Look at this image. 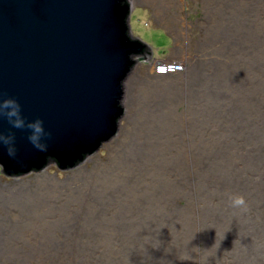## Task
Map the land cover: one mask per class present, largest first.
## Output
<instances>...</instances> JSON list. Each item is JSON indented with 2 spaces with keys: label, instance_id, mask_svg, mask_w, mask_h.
Masks as SVG:
<instances>
[{
  "label": "rangeland",
  "instance_id": "rangeland-1",
  "mask_svg": "<svg viewBox=\"0 0 264 264\" xmlns=\"http://www.w3.org/2000/svg\"><path fill=\"white\" fill-rule=\"evenodd\" d=\"M129 25L131 34L151 47L152 55L138 58L124 81L117 133L70 169L51 162L40 171L11 176L0 165V203L20 197L12 194L15 184L18 190L34 193L42 178L56 183L69 203L102 190L90 205L68 204L62 254L59 258L49 244L54 256L46 264H116L115 255L122 260L126 250L135 255H125L123 264H264V128L258 125L264 118V0H131ZM154 59L181 60L187 72L154 75ZM95 163L107 170L71 178L81 167L89 172ZM254 177L257 182L252 183ZM230 193L243 194L247 208H233ZM87 213L91 226L82 224ZM1 214L5 215L3 206ZM245 230L255 235L246 246L248 252L241 245L250 238Z\"/></svg>",
  "mask_w": 264,
  "mask_h": 264
},
{
  "label": "water",
  "instance_id": "water-1",
  "mask_svg": "<svg viewBox=\"0 0 264 264\" xmlns=\"http://www.w3.org/2000/svg\"><path fill=\"white\" fill-rule=\"evenodd\" d=\"M130 13L131 0L127 18L120 0H0V99L15 97L51 132L41 151L0 108V133L14 135L17 147L13 157L0 145L2 171L26 174L47 156L71 166L117 133L132 55H152L130 39Z\"/></svg>",
  "mask_w": 264,
  "mask_h": 264
},
{
  "label": "bare ground",
  "instance_id": "bare-ground-1",
  "mask_svg": "<svg viewBox=\"0 0 264 264\" xmlns=\"http://www.w3.org/2000/svg\"><path fill=\"white\" fill-rule=\"evenodd\" d=\"M255 12V11H254ZM235 32V31H234ZM233 32V33H234ZM259 32V31H258ZM264 44V43H263ZM259 50V49H258ZM254 57V56H253ZM260 58V57H259ZM258 58V59H259ZM253 59V58H252ZM258 61V60H257ZM260 61V60H259ZM264 61V59H263ZM198 63V62H197ZM192 68L193 71H195V67L192 66L190 67ZM261 68V66H260ZM191 71V70H190ZM192 71V72H193ZM259 72V71H258ZM262 73V72H261ZM258 76V75H257ZM264 76V75H263ZM260 79V78H259ZM258 79V80H259ZM240 80V79H239ZM257 80V81H258ZM263 81V79H262ZM259 82V81H258ZM249 83V80H248ZM255 85V84H254ZM218 86V85H217ZM248 86V85H247ZM256 86V85H255ZM264 87V86H262ZM240 89V88H239ZM263 93V98L264 99V90H261ZM217 92V91H216ZM244 92V91H243ZM257 92V91H256ZM218 93V92H217ZM240 93V92H239ZM254 93V92H253ZM213 94V93H212ZM238 95V94H237ZM257 95V94H256ZM233 97V96H231ZM236 98V97H235ZM260 98V97H259ZM217 100V99H216ZM261 100V99H260ZM259 101V100H258ZM227 102V101H226ZM257 104V103H256ZM248 106V105H247ZM241 108V107H240ZM247 108V107H246ZM221 109V108H220ZM235 110V109H234ZM237 110V109H236ZM235 110V111H236ZM238 111V110H237ZM246 111V110H245ZM252 111V110H251ZM241 113V112H240ZM251 113V112H250ZM253 113V112H252ZM232 114V113H231ZM248 115V114H247ZM239 116V115H238ZM256 116V115H255ZM247 117V116H246ZM262 117H264V115H262ZM261 117V118H262ZM244 118V117H243ZM235 119V118H234ZM239 119V118H238ZM251 120V119H250ZM237 121V120H236ZM240 121V120H239ZM245 121V120H244ZM256 121V120H255ZM259 122V121H258ZM257 122V123H258ZM222 124V123H221ZM231 125V124H230ZM260 126H263L264 128V118L262 120L261 124H258ZM258 125L256 124V127L258 128ZM203 127V126H202ZM205 127V126H204ZM225 127V126H224ZM197 130V129H196ZM201 130V129H200ZM239 131V129H237ZM245 130V129H244ZM194 131V130H192ZM207 131V130H206ZM198 132V131H197ZM239 134V133H238ZM247 134V133H246ZM243 135V134H242ZM248 135V134H247ZM217 136V135H216ZM251 136V135H250ZM246 137V136H245ZM200 138V137H199ZM229 138V137H228ZM244 138V137H243ZM209 139V138H208ZM223 139V138H222ZM250 139V138H249ZM228 140V139H227ZM252 140V139H251ZM256 141V140H255ZM258 143H261L258 142ZM251 145V144H250ZM259 146V145H257ZM262 146V144H261ZM254 147V146H253ZM238 149V148H237ZM229 150V149H228ZM181 152V151H180ZM264 152V151H263ZM113 153V152H112ZM169 157V156H168ZM117 158V157H116ZM115 158V160H117ZM181 158V157H180ZM114 165H118V162H116V164ZM178 165V164H177ZM181 165H185L184 160L183 162H181ZM154 166V165H153ZM168 166V165H167ZM218 166V165H217ZM233 166V165H232ZM238 166V165H237ZM182 167V168H183ZM228 167V166H227ZM116 168L115 167V172H116ZM162 168V167H161ZM180 168V167H179ZM153 169V168H152ZM158 169V168H157ZM174 169V168H173ZM107 168H105L104 166H102L101 164H96L94 165V167L89 171L86 172L85 169H83V167H81L78 171L73 172V175L71 178H83L86 177L88 174L90 175H98L100 173H103L104 171H106ZM134 170V169H133ZM183 170L185 171L186 168H183ZM131 171V170H130ZM158 171V170H157ZM166 171V170H165ZM175 171V170H174ZM177 171V170H176ZM241 171V170H240ZM180 172V171H179ZM110 173V172H109ZM177 173V172H176ZM239 173V172H238ZM247 173V172H246ZM111 174V173H110ZM171 174V172H170ZM208 174V173H207ZM230 174V173H229ZM148 175V174H147ZM211 175V174H210ZM237 175V174H236ZM245 175V174H244ZM41 177V176H40ZM119 177V175H118ZM156 177V176H155ZM175 177V176H174ZM241 177V176H240ZM92 180H94V176L90 177ZM154 178V177H152ZM122 178L119 179V181H121ZM158 179V178H157ZM170 179V178H169ZM173 179V178H171ZM170 179V180H171ZM86 180V179H85ZM153 180V179H152ZM168 180V179H167ZM176 180V179H175ZM253 182H257V179H252ZM52 181V180H51ZM48 178H42L40 179V184L37 186L34 193L30 192L29 190H24L23 188L21 190H18L19 186H17L16 184L14 185V187H11L13 190L16 189L15 192H13L12 194H17L19 193L20 197H10L8 199H5L3 202H6L7 204L0 203V206L4 207V214L5 215H0V217L2 216L3 219L0 218V264H7V262H15L16 260H18L17 264H34V261L39 262L40 264H46L49 260V257L52 255L54 256V254L50 251L49 248V244H53V248L56 252V255L60 258L61 254H62V243H63V239H64V235L67 233V227L64 224L66 218V207L68 206V204L72 205L73 202L75 203H79V206H83V204H92L93 202L91 201V199L93 201H95V198H99L101 197L100 194H102V190H100L99 192H92V197L89 198H80L78 200V198H73L72 203H69L68 200L63 201V196L60 193V190L57 186L56 183L51 182ZM155 181V180H154ZM153 182V181H152ZM170 182V181H169ZM186 182V181H185ZM187 182H189V180H187ZM59 183V182H58ZM86 185H89L88 182H85ZM116 183V182H115ZM120 183V182H119ZM150 183V182H149ZM155 183V182H154ZM158 183V181H157ZM166 183V182H165ZM172 183V182H171ZM179 183V182H178ZM142 184V183H141ZM170 184V183H169ZM183 184V183H182ZM188 184V183H187ZM241 184V183H240ZM26 185V184H25ZM96 185V183L94 184V186ZM117 185V184H115ZM162 185V184H161ZM108 187H115L113 186V184H107ZM150 186V185H147ZM156 186V185H155ZM154 186V187H155ZM164 186V185H162ZM171 186V185H170ZM174 186V185H173ZM217 186V185H216ZM28 187V186H27ZM102 187V186H101ZM134 187V186H133ZM140 187V186H139ZM153 187V186H152ZM151 187V188H152ZM159 187V186H158ZM94 188V187H93ZM103 188V187H102ZM127 188V186L125 187ZM170 188V187H169ZM175 188V187H174ZM132 189V188H131ZM153 189V188H152ZM151 189V190H152ZM179 189V188H177ZM32 190V189H31ZM223 190V189H222ZM242 190V189H241ZM162 191V190H161ZM175 191V190H174ZM184 194H186L188 191L186 189H183ZM4 192V191H3ZM151 192V191H150ZM165 192V191H164ZM181 192V191H180ZM210 192V191H209ZM234 192V191H233ZM192 193V192H191ZM10 194V193H9ZM155 194V193H154ZM164 194V193H163ZM12 195V196H13ZM171 195V194H170ZM136 196V195H135ZM165 196V195H164ZM177 196V195H176ZM211 196V195H210ZM221 196V195H219ZM68 197V196H67ZM161 197V196H160ZM172 197V196H171ZM165 198V197H164ZM71 198H69L70 200ZM101 199V198H100ZM136 200V199H135ZM188 200V199H187ZM201 200V199H200ZM85 201H87V203H85ZM170 199L167 201L169 204H171ZM254 201V200H253ZM141 202V201H140ZM139 202V203H140ZM156 202V201H155ZM204 202V201H203ZM228 202V201H226ZM257 202V201H256ZM200 203V202H199ZM214 203V202H213ZM142 204V203H141ZM205 204V202H204ZM226 204V203H225ZM6 205V206H5ZM69 205V206H70ZM74 205V204H73ZM72 205V206H73ZM262 205V204H261ZM260 205V206H261ZM129 206V205H128ZM153 206V204H152ZM155 206V205H154ZM172 206V205H171ZM187 206V205H186ZM17 208L16 211H12L11 208ZM76 207V206H74ZM78 208V207H77ZM166 208V207H165ZM247 208V207H246ZM76 209V208H75ZM174 209V207H173ZM176 209V208H175ZM204 209V208H203ZM202 209V210H203ZM229 209V208H228ZM256 211H258V207L254 208ZM264 209V208H263ZM2 210V209H1ZM142 210V209H141ZM146 210V209H145ZM148 210V209H147ZM157 210V209H156ZM161 210V209H160ZM227 210V209H226ZM253 210V209H252ZM69 211V210H68ZM167 211V210H166ZM169 211V210H168ZM176 211V210H175ZM237 211V210H236ZM241 211V210H240ZM239 211V212H240ZM244 211V210H243ZM140 212V211H139ZM144 212V211H143ZM142 212V213H143ZM158 212V211H157ZM163 212V211H162ZM177 212V211H176ZM72 213V212H71ZM138 213V212H137ZM141 213V212H140ZM161 213V212H160ZM170 213V212H169ZM183 213V212H182ZM218 213V212H216ZM144 214V213H143ZM146 214V213H145ZM173 214V213H172ZM204 214V213H203ZM239 214V213H238ZM90 213H87L86 216L83 218L84 223L82 222V224H86L89 223L90 226L93 225V219L90 216ZM160 215V214H159ZM171 215V214H170ZM184 215V214H183ZM193 215V214H192ZM202 215V212H201ZM210 215V214H209ZM216 215V214H215ZM221 215V214H220ZM227 215V214H225ZM234 215V214H233ZM241 215V214H240ZM245 215V214H244ZM69 216V215H68ZM67 216V217H68ZM147 216V215H145ZM153 216V215H152ZM181 216V215H180ZM179 216V217H180ZM208 216V215H207ZM239 216V215H238ZM150 217V216H149ZM178 217V216H177ZM178 217V218H179ZM259 217V216H258ZM263 217V216H262ZM187 218V217H186ZM204 218V217H203ZM202 218V219H203ZM211 218V217H210ZM234 218V217H233ZM69 219V218H68ZM137 219V218H136ZM147 219V218H146ZM156 219V218H155ZM154 219V220H155ZM215 219V218H214ZM2 220V221H1ZM75 220V219H73ZM72 220V221H73ZM82 220V219H81ZM152 220V219H151ZM150 220V221H151ZM157 220V219H156ZM155 220V221H156ZM188 220V219H187ZM224 220V219H223ZM240 220V219H239ZM257 220V219H256ZM68 221V220H67ZM77 221V220H76ZM136 221V220H135ZM222 221V220H221ZM241 221V220H240ZM69 222V221H68ZM147 222V220H146ZM153 222V220H152ZM204 222V221H203ZM255 222V221H254ZM76 223V222H75ZM151 223V222H150ZM162 223V222H161ZM192 223V222H191ZM229 223V222H228ZM227 223V224H228ZM237 223V222H236ZM67 224V223H66ZM95 224V223H94ZM97 224V223H96ZM233 224V223H232ZM230 224V225H232ZM72 225V224H71ZM88 225V224H87ZM144 225V224H142ZM154 225V222H153ZM166 225V224H165ZM191 225V224H190ZM209 225V224H208ZM11 227V230L8 232H5L3 229L5 227ZM75 226V225H73ZM86 226V225H85ZM100 226V225H99ZM168 226V225H167ZM238 226V225H237ZM248 226V225H247ZM153 227V226H152ZM164 227V226H163ZM189 227V226H188ZM243 227V225H242ZM82 228V226H81ZM155 228V227H154ZM160 228V227H158ZM157 228V229H158ZM167 228V227H166ZM73 229V228H72ZM88 229V228H86ZM102 229V228H101ZM129 229V228H128ZM165 229V228H163ZM162 229V230H163ZM215 229V228H213ZM116 230V229H115ZM185 230V229H184ZM190 230V229H189ZM203 230V229H202ZM218 230V229H217ZM236 230V229H235ZM248 230V229H247ZM75 231V230H74ZM80 231V230H78ZM135 231V230H134ZM183 231V229H182ZM213 231V230H212ZM222 231V230H221ZM229 231V230H228ZM227 231V232H228ZM246 231V230H245ZM250 231V230H249ZM246 231V233L249 235L250 238H248L247 236V240H241L242 243L241 245H244V251L246 250V246L249 243H252V238L251 236L254 235V232H249ZM116 232L118 233L119 231L116 230ZM136 232V231H135ZM134 232V233H135ZM145 232V231H144ZM167 232V231H166ZM173 232V231H172ZM184 232V231H183ZM217 232V231H216ZM8 233V234H6ZM236 233V232H235ZM242 233V232H241ZM256 233V232H255ZM164 234V233H163ZM230 234V233H229ZM73 235H75L73 233ZM79 235V233H78ZM136 235V233H135ZM139 235V234H138ZM191 235V234H190ZM225 235V234H224ZM246 235V234H245ZM67 236V235H66ZM71 236V235H70ZM81 236V235H80ZM148 236V235H146ZM163 236V235H162ZM193 236V235H192ZM234 236V235H233ZM255 236V235H254ZM143 237V236H142ZM164 237V236H163ZM172 237V236H171ZM182 237V236H181ZM197 237V236H196ZM218 237V235H217ZM225 237V236H224ZM68 238V237H67ZM81 238V237H80ZM79 238V239H80ZM136 238V237H135ZM145 238V237H144ZM152 238V237H151ZM165 238V237H164ZM170 238V237H169ZM185 238V237H184ZM195 238V237H193ZM233 238V237H232ZM231 238V239H232ZM236 238V237H235ZM150 239V238H149ZM161 239V238H160ZM221 239V238H220ZM225 239V238H224ZM227 239V238H226ZM234 239V238H233ZM72 240H74L72 238ZM88 240V239H87ZM86 240V244L88 243ZM138 240V239H137ZM162 240V239H161ZM229 240V239H228ZM240 240V239H239ZM81 241V240H79ZM78 241V242H79ZM91 241V240H90ZM108 241V240H107ZM122 241V240H121ZM153 241V240H152ZM166 241V240H165ZM200 241V238H199ZM75 242V241H74ZM77 242V241H76ZM147 242V241H146ZM150 242V241H149ZM232 242V241H231ZM82 243V242H81ZM95 243V242H94ZM148 243V242H147ZM169 243V242H168ZM181 243V242H180ZM187 243V242H186ZM190 243V242H188ZM239 243V242H238ZM76 244V243H75ZM85 244V245H86ZM96 244V243H95ZM136 244V243H135ZM164 244V243H163ZM171 244V243H170ZM197 244V243H196ZM212 244V243H211ZM223 244V243H222ZM225 244V243H224ZM55 245V246H54ZM64 245V244H63ZM91 245V244H89ZM93 245V242H92ZM153 245V244H152ZM156 245V244H155ZM160 245V244H159ZM162 245V244H161ZM173 245V244H172ZM217 245V244H216ZM240 245V244H239ZM69 246V245H67ZM71 246V245H70ZM97 246V245H96ZM134 246V244H133ZM136 246V245H135ZM142 246V245H141ZM211 246V245H210ZM231 246V245H230ZM57 247V248H56ZM66 247V246H65ZM83 247V246H80ZM86 247V246H85ZM140 247V246H139ZM169 247V246H168ZM175 247V246H174ZM197 247V246H196ZM212 247V246H211ZM218 247V246H217ZM216 247V248H217ZM75 248V247H74ZM72 248V249H74ZM92 248V247H91ZM98 249V246L96 247ZM107 248V247H106ZM172 248V247H171ZM181 248V247H180ZM191 248V247H190ZM208 248V247H207ZM214 248V247H213ZM212 248V249H213ZM52 249V248H51ZM66 250L68 248H65ZM71 249V250H72ZM93 249V248H92ZM137 249V248H136ZM141 249V248H140ZM151 249V248H150ZM155 249V248H154ZM167 249V248H166ZM189 249V248H188ZM221 249V248H220ZM226 249V248H224ZM61 250V251H60ZM145 250V249H144ZM176 250V249H175ZM204 250V249H203ZM222 250V249H221ZM78 251V250H77ZM88 251V249H87ZM86 251V252H87ZM102 251V250H101ZM171 251V250H170ZM227 251V250H226ZM232 251V250H231ZM52 254H51V253ZM64 252V251H63ZM67 252V251H66ZM91 252V251H90ZM120 252L122 253L123 250H120ZM143 252V251H142ZM166 252V251H165ZM179 252V251H178ZM195 252V251H194ZM225 252V251H224ZM235 252V251H234ZM71 253V252H70ZM99 253V252H98ZM134 254L135 255V251L130 252L129 251H125V253H122V258L124 259L125 255L127 256L128 254ZM144 253V252H143ZM158 253V252H157ZM239 253V252H238ZM253 253V251H252ZM74 255H76L75 253H73ZM72 254V255H73ZM96 254V253H95ZM114 254V253H113ZM138 254V253H137ZM148 254V253H147ZM146 254V255H147ZM165 254V253H164ZM234 254V253H233ZM237 254V252H236ZM248 254V253H247ZM79 255V254H78ZM94 255V254H93ZM119 255V254H118ZM141 255V254H140ZM145 255V254H144ZM145 255V256H146ZM162 255V254H161ZM184 255V254H183ZM192 255H194L192 253ZM207 255V254H206ZM89 256V255H88ZM86 256V257H88ZM100 256V255H98ZM106 256V255H104ZM111 256V255H110ZM108 256V257H110ZM132 256V255H131ZM159 256V255H158ZM167 256V255H166ZM199 256V255H198ZM217 256V254H216ZM225 256V255H224ZM67 257V255L65 256ZM79 257V256H78ZM118 256L115 255V261L116 264H123L125 261L121 260L120 256L117 258ZM153 257V256H152ZM232 257V255H231ZM248 257V256H247ZM53 258V257H52ZM62 258V257H61ZM95 258V257H94ZM112 258V257H110ZM129 258V257H127ZM126 258V260H127ZM134 258V257H133ZM163 258V257H162ZM195 258V257H194ZM210 258V257H209ZM216 258V257H215ZM48 259V260H47ZM56 259V258H55ZM79 259V258H78ZM97 259V258H96ZM113 259V258H112ZM135 259V258H134ZM142 259V257H141ZM150 259V258H149ZM154 259V258H153ZM152 259V261H153ZM179 259V258H178ZM197 259V258H196ZM194 259V260H196ZM208 259V258H207ZM211 259V258H210ZM226 259V258H225ZM246 259V258H245ZM64 260V259H63ZM81 260L83 261V259L81 258ZM86 260V258H85ZM114 260V259H113ZM121 260V261H120ZM129 260V259H128ZM139 260V258H138ZM144 260V259H143ZM199 260V259H198ZM237 260V259H236ZM254 260V259H253ZM261 260V259H260ZM79 261V260H77ZM90 261V260H89ZM165 261V260H164ZM168 261V260H167ZM200 261V260H199ZM210 261V260H209ZM214 261V260H213ZM230 261V259H229ZM66 262V261H65ZM80 262V261H79ZM78 262V263H79ZM91 262V261H90ZM89 262V263H90ZM132 262V261H131ZM136 262V261H135ZM139 262V261H138ZM142 262V261H141ZM147 262V261H146ZM151 262V261H149ZM158 262V261H157ZM182 262V261H181ZM212 262V261H211ZM239 262V261H238ZM15 263V264H16ZM68 263V262H67ZM81 263V262H80ZM84 263V262H83ZM87 263V262H85ZM95 263V262H94ZM127 263V262H126ZM171 263V261H170ZM179 263V262H178ZM223 263V262H222ZM236 263V262H234ZM66 264V263H65ZM73 264V263H72ZM112 264V263H111ZM115 264V263H114ZM128 264V263H127ZM135 264V263H134ZM138 264V263H137ZM145 264V263H144ZM150 264V263H149ZM152 264V263H151ZM176 264V263H175ZM196 264V263H195ZM206 264V261H205ZM214 264V263H213ZM216 264V263H215ZM219 264V263H218ZM243 264V263H242Z\"/></svg>",
  "mask_w": 264,
  "mask_h": 264
},
{
  "label": "clouds",
  "instance_id": "clouds-1",
  "mask_svg": "<svg viewBox=\"0 0 264 264\" xmlns=\"http://www.w3.org/2000/svg\"><path fill=\"white\" fill-rule=\"evenodd\" d=\"M0 108L4 109L3 116L13 128L24 129L28 141L35 148L41 151H47L51 132L46 130L41 117L37 116L34 119H29L22 112L20 102L13 96H5L3 99H0ZM0 145L5 147L9 156L14 157L16 155L17 147L14 135L0 133ZM228 199L233 208H246L247 201L243 194L230 193Z\"/></svg>",
  "mask_w": 264,
  "mask_h": 264
},
{
  "label": "trees",
  "instance_id": "trees-1",
  "mask_svg": "<svg viewBox=\"0 0 264 264\" xmlns=\"http://www.w3.org/2000/svg\"><path fill=\"white\" fill-rule=\"evenodd\" d=\"M120 4L123 6V7H125L126 8V18H127V15L129 14V12H130V0H120ZM128 34V36H130V33H129V30H128V32H127ZM130 39L131 40H133V41H141L142 42V45H143V49H142V54H144V53H146L147 51H150V48H149V46L145 43V42H143L142 40H140L138 37H134L133 36V38H131V36H130ZM134 61V60H133ZM90 153L89 152H86V153H83V157L82 158H78V159H75L74 160V162H73V164L71 165V166H66V167H64L65 169H70V168H73V167H76L86 156H88ZM51 162H55L56 164H58L57 163V161H56V159L54 158V157H52V156H47V158H46V161H45V163L41 166V167H39V168H32L31 169V171H35V172H37V171H40V170H42V169H44L49 163H51ZM59 165V164H58ZM23 173L21 172V171H15V172H13L12 174H10L11 176H21Z\"/></svg>",
  "mask_w": 264,
  "mask_h": 264
},
{
  "label": "built area",
  "instance_id": "built-area-1",
  "mask_svg": "<svg viewBox=\"0 0 264 264\" xmlns=\"http://www.w3.org/2000/svg\"><path fill=\"white\" fill-rule=\"evenodd\" d=\"M153 74L157 76L175 75L184 71L185 63L175 59H154Z\"/></svg>",
  "mask_w": 264,
  "mask_h": 264
},
{
  "label": "flooded vegetation",
  "instance_id": "flooded-vegetation-1",
  "mask_svg": "<svg viewBox=\"0 0 264 264\" xmlns=\"http://www.w3.org/2000/svg\"><path fill=\"white\" fill-rule=\"evenodd\" d=\"M150 51H147L146 53H144V56H149V55H151V53H149ZM133 56V59H134V65L136 64V61H137V58L138 57H141V55L139 54V53H135V54H133L132 55ZM187 65L185 66V69H184V71H182V72H180V73H177V74H175V75H173V76H180V75H184L186 72H187ZM132 69H133V67H132ZM132 71V70H131ZM165 76H169V75H165Z\"/></svg>",
  "mask_w": 264,
  "mask_h": 264
}]
</instances>
